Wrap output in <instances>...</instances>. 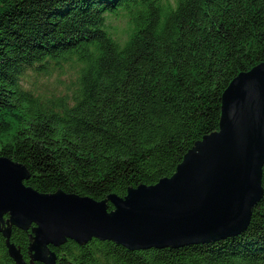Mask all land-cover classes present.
<instances>
[{
	"label": "trees",
	"instance_id": "1",
	"mask_svg": "<svg viewBox=\"0 0 264 264\" xmlns=\"http://www.w3.org/2000/svg\"><path fill=\"white\" fill-rule=\"evenodd\" d=\"M262 63L264 0H0V157L24 166V185L40 194L124 198L171 177L219 130L229 84ZM31 74L56 75L59 85L32 90ZM261 187L235 236L135 251L92 239L50 250L55 264H264V166ZM33 227L11 228L25 264ZM0 264H16L1 232Z\"/></svg>",
	"mask_w": 264,
	"mask_h": 264
},
{
	"label": "water",
	"instance_id": "2",
	"mask_svg": "<svg viewBox=\"0 0 264 264\" xmlns=\"http://www.w3.org/2000/svg\"><path fill=\"white\" fill-rule=\"evenodd\" d=\"M263 166L264 63L233 79L222 95L219 130L197 142L171 177L124 198L40 194L24 185V166L0 157V232L16 264L25 261L9 241L12 227L34 225L30 264H55L50 246L67 241H112L135 251L224 239L247 229L262 197Z\"/></svg>",
	"mask_w": 264,
	"mask_h": 264
},
{
	"label": "rangeland",
	"instance_id": "3",
	"mask_svg": "<svg viewBox=\"0 0 264 264\" xmlns=\"http://www.w3.org/2000/svg\"><path fill=\"white\" fill-rule=\"evenodd\" d=\"M122 23H117V25L121 26ZM72 72L69 70L67 71V75L65 77H63L61 80H63V84L59 85L57 83V78L56 75H53L51 77H45V76H40V77H36L31 74L29 75V77L27 78L26 76V81L25 84L28 88L35 90V91H41L44 94L50 93V92H54V89L58 86V88L56 89L58 92L60 93H65L66 92V86L67 84H69L70 79L72 78L73 75H71ZM28 80L30 82H34V85L31 86L28 84Z\"/></svg>",
	"mask_w": 264,
	"mask_h": 264
}]
</instances>
